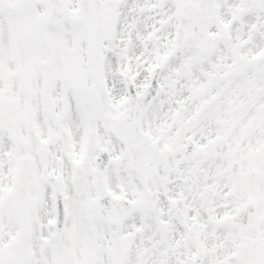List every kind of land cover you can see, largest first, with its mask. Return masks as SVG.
Wrapping results in <instances>:
<instances>
[{"label": "snow or ice", "instance_id": "snow-or-ice-1", "mask_svg": "<svg viewBox=\"0 0 264 264\" xmlns=\"http://www.w3.org/2000/svg\"><path fill=\"white\" fill-rule=\"evenodd\" d=\"M0 264H264V0H0Z\"/></svg>", "mask_w": 264, "mask_h": 264}]
</instances>
